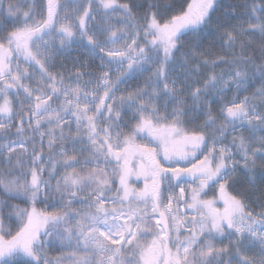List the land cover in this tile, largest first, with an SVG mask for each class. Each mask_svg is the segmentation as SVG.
Instances as JSON below:
<instances>
[{
	"label": "rangeland",
	"instance_id": "1",
	"mask_svg": "<svg viewBox=\"0 0 264 264\" xmlns=\"http://www.w3.org/2000/svg\"><path fill=\"white\" fill-rule=\"evenodd\" d=\"M220 1L192 0L184 14L164 24L153 19L143 28L132 21L128 4L121 0H46V19L39 15L32 29L15 33L0 45V132L15 128L13 92L28 106L33 135L46 159L51 157L53 165L63 162L72 170L95 168L102 176L98 183L104 172L117 174L120 186L112 197L94 189L81 194L83 200L67 197L47 214L36 204L45 201V187L39 183L49 168L43 164L32 181L27 224L11 238L0 233V264H200L230 251L236 256L231 264H264V214L244 200L229 197L223 182L212 187L213 180L192 182L198 185L188 198L194 214L188 211L193 216L182 223V199L162 180V200L167 209L173 201L169 212L188 235L143 236L144 215L152 223L159 215L158 210L151 214V189L155 192L156 186L149 176L160 172L152 152L162 170L184 171L191 177L204 171L212 176L207 166H192L196 159L210 161V155L212 159L219 155L218 160L227 163L225 180L245 164L232 146L215 141L199 156L183 152L185 160L170 153L172 144L187 142L175 134L182 115L183 99L178 95L185 92L183 70L172 60L179 38L202 27L216 7L237 32L259 25L248 14L217 5ZM44 2L39 0L43 12ZM242 75L240 71L224 78L213 92L230 84L236 87ZM227 119L233 131L246 129V123H259L263 130L264 106L237 101L227 109ZM22 148L26 143L17 135L0 139V151ZM263 154L259 150V156ZM190 182L186 179L178 187L187 190ZM66 210H70L67 228L75 250L64 259L50 258L46 250L51 236L59 235L52 224L54 214ZM234 214L238 217L232 232Z\"/></svg>",
	"mask_w": 264,
	"mask_h": 264
},
{
	"label": "trees",
	"instance_id": "2",
	"mask_svg": "<svg viewBox=\"0 0 264 264\" xmlns=\"http://www.w3.org/2000/svg\"><path fill=\"white\" fill-rule=\"evenodd\" d=\"M121 1L128 4L132 21L147 28L153 19L164 24L184 14L192 0ZM218 4L239 15L252 16L259 25L237 32L216 7L202 27L179 38L172 55L185 78V92L178 95L183 99L179 108L182 111L181 124L178 125H182L187 134L203 137L209 143L215 141L229 145L236 150L238 160L245 164L226 182L227 187L234 197L264 214V178L259 180L264 176V156H259V150L264 152V129L259 130V123H246V129L233 131L227 119V109L230 110L237 101L264 106V0H221ZM40 7L39 0H0V45L7 44L11 35L32 29L39 15L46 19V0L44 12ZM240 71L243 75L236 87L230 84L218 93L213 92L221 80ZM11 94L17 105L15 128L5 134L0 132V139L5 135L11 138L17 135L25 141L26 148L9 153L0 151V233L5 239L18 234L27 224L28 212L33 205L32 181L43 164L49 169L43 176L38 174V183L39 186L44 184L45 201L38 200L36 204L47 214L67 197L83 200L84 196L80 195L87 190L94 189L110 197L120 191L117 174L104 172L102 183H98L102 176L95 168L84 166L72 170L63 162L53 165L51 157L46 159L33 135L27 104L13 92ZM68 211L54 214L52 224L59 235L51 236V245L46 250V256L50 258L64 259L75 250L67 228ZM235 257L230 251L220 256L212 255L200 264H231Z\"/></svg>",
	"mask_w": 264,
	"mask_h": 264
},
{
	"label": "crops",
	"instance_id": "3",
	"mask_svg": "<svg viewBox=\"0 0 264 264\" xmlns=\"http://www.w3.org/2000/svg\"><path fill=\"white\" fill-rule=\"evenodd\" d=\"M1 49V48H0ZM182 129V130H179ZM185 133V131L183 130V128L179 125L176 126L175 129V134H179L182 136V139H185L187 142L186 144H184V142H182V144H177V142L175 144L171 145V149H170V153L175 155L177 157V159L179 158V156H182V160H185L183 158L184 153H186V155L191 152V156H195L197 154V156H199L200 154H202L205 150H208L210 147V143L208 141H206V139H204L203 137H190L188 134H183ZM181 152V154L179 153ZM153 155V160L155 162V166L158 168V171L160 172H150V176H149V180L152 181L155 186V192H153V189H151L152 195L150 198H152L154 200L153 205H154V211L151 212V214H153V212H155V210H158L159 215H156L155 217L157 218V223H152L151 220L153 221V219H150V217H148V215H144L145 217V222L142 224V228L144 232L143 236L146 237L148 236L150 233L158 235L159 232H163V234H165L166 236L172 237V238H181L179 235L182 234H187V232L184 230L185 228H181L182 226H180L181 224L177 225L176 222L174 221L173 216L170 214L169 209L166 208V205L164 204L163 200H162V190H163V186H162V180L164 178H170L171 181H173L177 186L181 183V182H185L186 179H189L191 182L194 181H198L199 183L201 182H211L213 180V183L210 184V187L213 186V184H218V182H223L225 183V186L227 187V180L226 181H222L221 177L224 175V173L227 172L228 170V166L227 163H223V161L220 162L221 158L219 155H216L215 158L212 159L213 155H210V161L206 160L207 158H204L202 160H195V164H193L192 166L197 168L200 165L203 166H207V168L209 169V171H211L212 176H208L207 174H205L206 172L204 171L203 175H197V176H188L184 171H178V172H168V171H164L161 169L160 164L158 162V157L156 155V153L152 152ZM208 157V156H207ZM198 158V157H196ZM220 159V160H218ZM216 160V162H215ZM208 161V162H207ZM118 171H119V167H118ZM120 187V186H119ZM193 189H190L186 192L187 195V206L186 208L188 209V211H191L193 214V209L189 206L188 203V198L191 194ZM229 197H231V193L229 188L227 187V192H226ZM233 196V195H232ZM234 197V196H233ZM236 198V197H235ZM158 206V209L156 208V205ZM248 209H246L247 211ZM248 212V211H247ZM146 213V212H145ZM148 213V212H147ZM238 216L236 214H234L233 216V222L231 223V228H232V232L234 230V225H235V219ZM246 217V214H245ZM154 218V217H153ZM145 227V228H144ZM153 231V232H152ZM193 234L195 232H192ZM132 235L136 236L138 235L137 232H132ZM188 235V234H187Z\"/></svg>",
	"mask_w": 264,
	"mask_h": 264
},
{
	"label": "bare ground",
	"instance_id": "4",
	"mask_svg": "<svg viewBox=\"0 0 264 264\" xmlns=\"http://www.w3.org/2000/svg\"><path fill=\"white\" fill-rule=\"evenodd\" d=\"M179 194H180V196L182 197L183 200H186L187 195H186V191H185L184 188H180ZM170 205H172V202L170 203ZM182 210H183V212H185V214H186V210H185V208H182Z\"/></svg>",
	"mask_w": 264,
	"mask_h": 264
},
{
	"label": "built area",
	"instance_id": "5",
	"mask_svg": "<svg viewBox=\"0 0 264 264\" xmlns=\"http://www.w3.org/2000/svg\"><path fill=\"white\" fill-rule=\"evenodd\" d=\"M165 184L167 185V188L170 190L172 189V185L168 182V180H165ZM194 186V185H193Z\"/></svg>",
	"mask_w": 264,
	"mask_h": 264
}]
</instances>
